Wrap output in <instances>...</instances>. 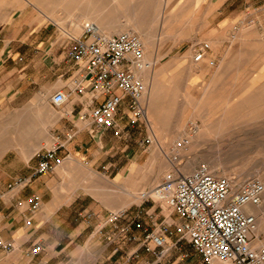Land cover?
Masks as SVG:
<instances>
[{
    "label": "crops",
    "instance_id": "0c3cea01",
    "mask_svg": "<svg viewBox=\"0 0 264 264\" xmlns=\"http://www.w3.org/2000/svg\"><path fill=\"white\" fill-rule=\"evenodd\" d=\"M251 1L42 0L8 10L0 24V235L13 247L0 248V264H172L151 251L138 260L144 230L157 232L159 223L175 222L164 215L158 223L161 215L145 211L149 223L140 234L142 211L134 201L140 200L136 192L161 174L150 158L147 167L152 174L143 180L142 144L133 128L139 121L129 118L124 96L115 126L95 128L89 113L102 96L80 77V66L67 52L82 35L83 23L92 22L107 36L141 34L145 52L154 58H176L184 46V54L207 73L218 45L232 38V12L245 16ZM161 42L167 52L158 50ZM200 42L208 48L194 61ZM79 87L84 88L81 93L76 91ZM56 91L66 94L58 105L51 101ZM58 143L62 147L52 171L8 189L14 178L31 174L37 152ZM94 172L112 176L111 186L117 184L118 190H99L105 186ZM32 195L39 197L35 210L30 209ZM117 211L123 215L111 221L110 213ZM126 225L132 240L120 232ZM172 235H163L162 246L149 243L155 250L167 247L169 253L174 245L167 240ZM36 244L41 249L30 256ZM148 257L155 259L148 262Z\"/></svg>",
    "mask_w": 264,
    "mask_h": 264
},
{
    "label": "rangeland",
    "instance_id": "374dc122",
    "mask_svg": "<svg viewBox=\"0 0 264 264\" xmlns=\"http://www.w3.org/2000/svg\"><path fill=\"white\" fill-rule=\"evenodd\" d=\"M28 1L34 4L42 2V0H0V24L5 21L8 10L20 7ZM248 7L245 16L241 12H232V38L227 37L226 42L218 45L217 57L208 66L207 73L202 72L203 69L200 63L193 62L192 69L179 66L178 61L187 54H184V46L180 47L181 49L176 58H156L161 65H169L164 79H161L160 84L156 86L157 95L167 93L163 99L162 96L158 97L159 107L156 108V110L159 108V110L164 111L167 124L164 125V128L159 129L157 122H155L158 115L154 114L151 118H148L145 114V118L133 124V128L138 132L142 144L140 157L144 182L149 180L152 174L147 167L150 158H152L153 167L157 168V174L161 175L157 181L148 186L149 188L142 187L138 190L136 192L139 193L138 195L152 189L166 172L179 167L182 172L189 173L202 163L206 164L210 171L217 168V172L214 173L216 176H225L220 168H226V171H232L235 174H242L246 170L247 172L259 170L258 175L249 176V179H260L264 184V0H252ZM162 37L161 33L158 38L161 39ZM209 42L213 47L211 41ZM158 50L167 52L168 48L165 43L161 42L158 45ZM145 55L151 57L152 52L146 51ZM186 100L190 101L192 105L190 106ZM143 101L146 112L148 102L145 97ZM236 102L243 106L252 103L257 105V109L251 114L243 108L238 111H229L223 117L220 112L218 113L213 108L222 105V103L231 106ZM194 104L198 106L193 107ZM205 119H209V122L213 121L214 123L219 119L230 120V122H222L220 128H216L217 124L213 123L212 130L208 132L209 136L201 140L197 139L198 145H187L185 143L187 137L183 133L191 134L196 130V127H200L202 120ZM181 125H183L184 132L180 128ZM181 134L183 135L180 137ZM155 136H158V143L155 142ZM146 139H150V142L147 143ZM152 152L153 156H148ZM193 159H195V162L192 165L191 160ZM94 173L99 176H97V179L103 182L104 185L102 186H105L103 188L99 187V190H118L115 188L118 186L117 184H113L114 188L111 186L112 176L108 177L103 172ZM244 178H248V176ZM107 182H109V187L106 185ZM104 198L107 200L108 196H104ZM134 201L135 204H140L139 208L142 211L139 217L141 236L142 228L148 227L149 223L148 216L144 214L145 211L154 210L155 215H161V218L157 221L158 223L164 215H171L175 221L174 225H171L172 230L184 223V220L172 212L167 204L156 200L154 197L148 201L134 198ZM130 211H133V208ZM263 240L264 233L257 236L254 233L252 244L257 246ZM167 241L174 245L169 253L163 257L169 260L170 263L203 264L201 257L191 248L186 237L180 232L174 230L170 240ZM141 248L138 260H141L145 253H148L143 247ZM182 253H187L188 258L181 259L180 255ZM125 259L124 257L123 261ZM148 259L149 261H146L151 262L155 258L148 257Z\"/></svg>",
    "mask_w": 264,
    "mask_h": 264
},
{
    "label": "built area",
    "instance_id": "2783aa9c",
    "mask_svg": "<svg viewBox=\"0 0 264 264\" xmlns=\"http://www.w3.org/2000/svg\"><path fill=\"white\" fill-rule=\"evenodd\" d=\"M83 33L75 38L68 49L67 56L80 66V77L85 78L96 93L102 96L89 117L93 126L99 130L115 126V116L127 97L126 108L129 118L136 122L145 118L144 95L146 83L139 72L148 68L142 39L135 34L124 32L107 36L100 32L92 22H84ZM207 43L199 45L193 60H200ZM83 87L76 88L81 93ZM66 100V94L56 91L51 96L53 104ZM149 143L150 139H146ZM62 144L39 151L36 167L28 176H18L9 184L8 189L18 188L32 178L53 170L58 150ZM166 172L152 189L141 192V199L148 201L153 197L167 204L184 223L175 229L186 237L191 248L201 257L203 264H214L218 260L224 264H264V240L257 246L252 244L256 229V217L245 211L246 206H255L264 198V184L256 178L246 180L238 189L234 182L225 176L213 175L206 164H199L189 173L178 168ZM1 198V193H0ZM30 209L39 205V197L29 199ZM124 211L110 213L109 219L116 221ZM88 216V214H87ZM130 226L120 229L123 236L128 235ZM171 224L161 222L158 230H144L141 247L153 252L157 259L165 256L168 249L155 250L150 241L157 246L163 245V235H171ZM13 247L0 235V248L6 251ZM41 246L36 244L29 251L30 256L39 253ZM136 254V253H135ZM133 255L127 256L129 261ZM181 258H188L182 253ZM134 264H141L136 262Z\"/></svg>",
    "mask_w": 264,
    "mask_h": 264
},
{
    "label": "bare ground",
    "instance_id": "6f19581e",
    "mask_svg": "<svg viewBox=\"0 0 264 264\" xmlns=\"http://www.w3.org/2000/svg\"><path fill=\"white\" fill-rule=\"evenodd\" d=\"M96 24V23H94ZM97 25V24H96ZM139 36L145 40L143 38V36L141 34H139ZM142 40V41H143ZM215 44V43H214ZM190 56V54H185L184 57L178 61L179 63V66H183V67H188V68H193V63L190 62V59H188V57ZM145 59L146 61L148 62V68L146 70H143L141 72H139V75L140 77L144 80V82L146 83V86H147V90H146V93L144 95V97L147 99V102H148V109L147 111L145 112L146 113V116H148V118H151L152 115L154 114H157L158 115V118H155V122H157L156 124L158 125V128L159 129H162L164 128V125L167 124L166 121H165V117H164V111H161L159 110V108L156 110L157 106L159 107V104L157 103V100H158V97H161L162 96V99L167 95V93L165 94H161V95H157L156 94V91H157V84H160L159 81L161 79H164V75L165 73L168 71V66H164V65H161V63L159 62V60H156V58L153 57V55L150 57L145 55ZM158 59V58H157ZM177 63V64H178ZM171 64V63H170ZM173 66V65H172ZM195 68V67H194ZM168 76V75H166ZM170 76V75H169ZM172 79V77H171ZM164 89V88H163ZM202 93V92H201ZM202 95V94H201ZM226 95V93H225ZM221 97V96H220ZM224 98V96H222ZM223 98H220V99H223ZM226 98V97H225ZM161 99V100H162ZM187 101V100H186ZM223 101V100H222ZM187 103L191 106L192 104L190 103V101ZM216 104V103H215ZM198 105H195L193 107H196ZM186 107V106H185ZM208 107V106H207ZM212 107V106H211ZM260 107V106H259ZM258 107V108H259ZM214 109H216V111L219 113H221V116H225L229 111H238L240 109H245L246 112H249L250 114L252 112H254L256 109H257V105L255 104H249L248 105H241L240 103H235V104H232L231 106H227V105H217V107H213ZM185 109V108H184ZM191 109V108H190ZM210 109V108H209ZM146 110V108H145ZM194 110V109H193ZM207 112H208V108L206 109ZM259 110V109H258ZM261 110V109H260ZM259 110V111H260ZM182 111V110H181ZM214 111V110H213ZM196 112V111H194ZM197 113V112H196ZM213 113V112H212ZM149 114V115H148ZM249 114V115H250ZM199 116V115H198ZM207 116H208V113H207ZM212 117V116H211ZM240 117V116H239ZM238 118V117H237ZM153 119V117H152ZM236 119V118H234ZM242 119V118H241ZM239 119V120H241ZM234 121V120H233ZM238 121V120H237ZM228 123L230 122V120H222V119H219L216 123H214L213 121H210L209 122V119H205V120H202V124L200 125V127H196V130L194 132H192L191 134H187V133H183L186 137H187V140H185V143L189 146H194V145H198L199 142L197 141V139H204L206 138L208 135V132H210L213 128V123L214 124H217L216 125V128H220V124L221 123ZM155 124V125H156ZM156 125V126H157ZM181 130L184 132V128H183V125H181ZM215 128V127H214ZM218 132V131H217ZM216 132V133H217ZM181 134L180 137L183 135ZM153 135V134H152ZM215 136V134H214ZM211 137V136H210ZM158 136L156 137L155 136V142L158 143V140H157ZM221 160V159H220ZM197 161V160H196ZM195 162V159L191 160V164L193 165ZM210 165V164H209ZM198 166V165H197ZM210 167V166H209ZM216 170L214 171H210L213 175L215 173V171L217 172V168H215ZM222 169V172L223 174L225 175V177L231 179L233 182H236V189H238L241 185H243L246 180L249 179V176L252 177V176H256L258 175V173L260 172L259 170H254L253 172H247L246 171H243L244 173L242 174H235L234 172L232 171H226V168H220ZM180 170V169H179ZM219 171V170H218ZM219 176V175H218ZM245 176H248V178H244ZM260 176V174H259ZM259 178V177H258ZM260 180V179H259ZM139 197L141 198V195H139ZM246 212L248 213H251V214H254L255 217H256V229L254 231V233L256 234V236L260 233H264V198L262 199V202L258 205H255V206H246V209H245ZM255 243V242H254ZM255 245V244H254ZM214 264H224L222 263L221 261H214Z\"/></svg>",
    "mask_w": 264,
    "mask_h": 264
}]
</instances>
